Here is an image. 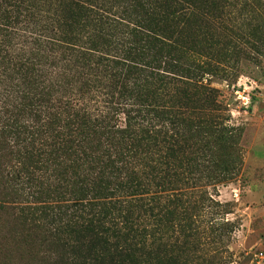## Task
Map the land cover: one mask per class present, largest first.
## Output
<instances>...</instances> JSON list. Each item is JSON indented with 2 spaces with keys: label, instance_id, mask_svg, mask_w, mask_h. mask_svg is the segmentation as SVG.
I'll use <instances>...</instances> for the list:
<instances>
[{
  "label": "rangeland",
  "instance_id": "obj_1",
  "mask_svg": "<svg viewBox=\"0 0 264 264\" xmlns=\"http://www.w3.org/2000/svg\"><path fill=\"white\" fill-rule=\"evenodd\" d=\"M84 1L97 5L91 11L98 15L80 12L85 17L76 18L72 36L82 42L90 34L100 37L98 65L86 55H67L69 70L64 73L77 99L73 110L79 114L85 104L93 113L98 109V119L107 126L123 127V112L112 119L105 116L118 111L107 110L103 101L109 95L114 99L117 94L112 92L119 88L112 91L107 77L102 78L109 66L99 60L102 53L124 55L114 38L120 31L109 28L98 35L92 24L94 18L102 20L104 8L112 14L123 8L129 19L132 12L143 17V10L147 18L155 17L118 0H79L86 6ZM5 2L11 5L8 13ZM21 2L0 0L8 24H22ZM195 6L211 16L204 21L198 12L191 31L182 26L177 44L142 46V56L137 54L146 62L154 57L151 65L157 69L123 77L134 102L129 115L136 154L128 162L131 169L144 172L130 196L135 201L130 210L137 212L125 225L110 229L104 224L98 233L52 231L49 221L33 220L27 205L43 201L51 214L63 217L68 215L63 204L69 196L61 190L42 192L34 201L11 191L4 176L15 160H9L0 141V264H264L255 257L264 253V0H197ZM21 33H9L4 46L8 58L22 57L17 51ZM0 56L1 116L9 90L26 82L11 65L16 60L6 64ZM173 65L190 73L181 75ZM86 75L98 77V84H90L98 92L77 91V81Z\"/></svg>",
  "mask_w": 264,
  "mask_h": 264
},
{
  "label": "trees",
  "instance_id": "obj_2",
  "mask_svg": "<svg viewBox=\"0 0 264 264\" xmlns=\"http://www.w3.org/2000/svg\"><path fill=\"white\" fill-rule=\"evenodd\" d=\"M118 1L127 8H144L147 14L155 17L147 18L143 10V17L132 12L134 16L129 19L123 14V8L120 14L108 13V9L104 8L101 10L102 20L94 18L92 24V32L98 35L105 34L109 28L120 31L114 38L117 39L116 44L123 47L121 50L124 55L111 57L102 53L103 57L99 58L104 61L106 69L109 66V71L102 78L107 77L112 91L119 88L117 92H112L117 94L114 99L113 95H109V100L103 101L107 110H118L112 116H105L112 119L123 112V127L119 128L104 124L102 118L98 119V109L93 113L92 108L87 110L85 104L76 114L73 106L77 99L70 92L71 83L67 81L68 74L64 73V70H69L66 67L67 55L72 53L78 55V59L83 55L91 57L93 64L98 65V50L95 48L100 37L90 34L88 41H77L71 29L76 18L83 15L80 12L95 14L91 10L98 9L97 5L84 1L86 6H83L79 0H22L24 5L18 14L22 24L19 26L17 23L20 21L11 25L7 23L6 16H2L4 10L0 13V55L5 56L6 64L16 60L11 65L17 67L26 82L25 85L20 83L23 85L20 88L13 86L7 101L3 99L1 106L0 141L9 160H15L4 178L11 191L19 195L25 193L33 198L42 192L61 190V193L69 196L66 199L68 203L63 204L68 215L63 217L58 216L59 213L51 214L46 202L27 205L35 217L33 220L49 221L50 229L58 233L93 230L98 233V228L102 229L104 224L109 225L110 229L117 223L125 225L132 213L137 212L138 209L130 210L131 203L135 202L130 196L136 192L133 188L144 172L142 169H131L128 162L131 155L133 157L136 154L132 146L134 132L130 126L133 118L129 115L134 102L123 77L131 74V71L134 74L146 69H157L151 65L154 57L150 62L142 61V57H139L138 54L142 56V46L150 42L168 47L167 43L177 44V36L183 32L182 26L191 31L192 19L198 12H201L204 21L211 16L208 10L196 9L197 0ZM5 5L8 13L11 5L9 2H5ZM157 25L163 26L162 32L157 30ZM16 30L22 32L17 44L21 45L17 51L22 57L14 54L13 59L8 58L4 51L10 39L9 33ZM94 55L97 56L93 58ZM1 59L3 57L0 56ZM162 59L177 63L169 56ZM161 62L162 65L167 64ZM173 68L179 69L177 71L181 75L183 71L190 73L188 68L182 69L180 65H173ZM161 73L156 71L155 75L162 78ZM184 75L187 76L186 73ZM87 76L77 81L81 85L77 91L90 88L98 92L95 86H90L91 83L98 84V77ZM185 78L192 80L190 77ZM193 89L196 87L192 86ZM33 200L36 201V198Z\"/></svg>",
  "mask_w": 264,
  "mask_h": 264
},
{
  "label": "built area",
  "instance_id": "obj_3",
  "mask_svg": "<svg viewBox=\"0 0 264 264\" xmlns=\"http://www.w3.org/2000/svg\"><path fill=\"white\" fill-rule=\"evenodd\" d=\"M259 260H264V253L263 252H258L255 256Z\"/></svg>",
  "mask_w": 264,
  "mask_h": 264
}]
</instances>
